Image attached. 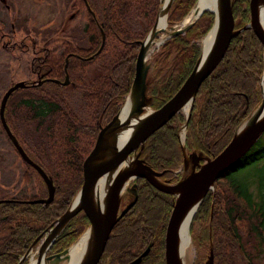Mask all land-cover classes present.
<instances>
[{"label": "trees", "instance_id": "1", "mask_svg": "<svg viewBox=\"0 0 264 264\" xmlns=\"http://www.w3.org/2000/svg\"><path fill=\"white\" fill-rule=\"evenodd\" d=\"M68 1L73 12L68 17L69 23L57 32L54 28L40 32L43 34V44H46L40 53L46 57L45 63L52 69L51 74L59 80L65 77L66 59L69 58L68 72L74 86L64 88L58 84H46L45 88L26 87L14 92L6 107V120L11 131L32 161L40 164L51 178L56 197L51 205L22 206L25 209L22 216L11 217L9 212V218L0 221V264H20L31 245L72 205L84 184L82 166L97 141V117L107 114L111 121L121 111L136 75L140 45L150 34L164 2L88 0L90 11L85 0ZM198 1L175 0L168 14L169 26L179 25L187 19ZM249 2L232 0L236 30L245 28L250 22ZM82 10L86 13L87 23L83 28L75 26L71 29V23ZM214 20V14L204 13L191 30L171 37L158 49L153 57L154 67L147 79L146 93L152 108H162L192 74L202 55L201 42L213 29ZM16 22L18 24L11 27L13 34L25 23V19H17ZM102 31L106 36V44L96 56L103 44ZM55 35H67V39L62 41L64 52L61 57L51 56V50L46 47ZM229 47L224 60L198 90L191 118L187 122L186 150L199 155L203 163L220 155L240 125L263 100L260 85L264 71V47L259 38L252 30H246L236 35ZM46 50L50 52L44 53ZM72 54L96 59L84 63ZM99 59L103 64L98 63ZM81 115L83 119L79 118ZM51 119H61L59 142L52 138L55 130L51 128L54 126L44 128ZM26 122L34 127L37 141H26L30 137L28 129L22 131ZM185 122V115H176L145 143L140 157L144 164L155 171L168 170L162 177L166 184L173 181L169 179L170 173L184 167L185 157L178 132ZM263 135L238 165L215 183V189L205 196L194 217L192 233L196 232L200 222L204 244H211L215 250V264H256V257L264 254V203L252 202L243 187L236 185L232 178L233 173L263 161ZM24 164L35 174L42 187L35 199L41 196L46 198L48 192L43 179L29 164ZM138 190V202L130 210L139 211L138 216L143 218L139 226L144 229L145 238L138 239V244L154 241L155 253H158L160 249L165 250L166 230L176 199L148 183ZM261 193L264 197V193ZM133 200L134 196L131 198ZM3 204L0 205V213L5 208ZM90 223L87 212L79 213L60 234L48 255L61 254L73 247L91 226ZM239 223H245L246 237L250 241L244 238ZM136 225L124 227L127 236L124 242H136V234L140 233ZM216 241L219 248H216ZM117 242L113 240L108 245L115 249L118 247ZM208 257L200 256L197 264H208Z\"/></svg>", "mask_w": 264, "mask_h": 264}, {"label": "water", "instance_id": "2", "mask_svg": "<svg viewBox=\"0 0 264 264\" xmlns=\"http://www.w3.org/2000/svg\"><path fill=\"white\" fill-rule=\"evenodd\" d=\"M175 0H171L169 5L170 12L171 6ZM201 0H199L200 2ZM198 2V4H199ZM250 14L251 19L248 25L245 28L236 30V19L233 14V4L232 0H219L220 9L216 13L210 10H204L199 15V17L189 24L186 28L172 33L168 38L165 37L161 44H164L166 41L170 40L173 36H178L187 33L192 29V26L202 18V15L206 12L212 13L215 15L214 27L218 22L220 29L217 35V40L214 44V49L209 55L205 63L202 64V57L194 67L192 74L185 80L184 85L177 91L173 98H171L164 106L160 109L152 110L151 104H149V99L147 98V88H148V75L150 71V66L148 65V49H147V39L154 34V38L160 36L161 33H166V30L157 32L158 22L160 20V12L157 16V21L153 26L150 34L147 36L145 41L140 45V52L137 57V64L135 68V78L133 80V85L131 87L129 96L127 97L124 106L121 111L115 115L109 124L103 127L98 135L93 150L89 156L85 159L83 164V186L78 192V195L72 201L70 208L62 215L61 218L56 220L52 227L48 229V234L45 236L47 239L48 235H51V232H54L53 241L49 244L47 249V254L52 248L53 244L60 237V234L67 228L68 224L76 217L84 208L90 215L91 227L84 233V236L87 232L91 235L90 248L88 249L85 259L81 264H98L102 258L103 253L106 250L107 242L110 239L111 233L115 228L118 220L126 215L137 203L138 194L137 190L133 191L130 189V184L135 182V180L143 179L147 180L151 186L155 189H158L166 195H172L175 197L176 201L173 207V212L170 216V221L167 227V234L165 238L166 242V263L167 264H181L179 263L178 258V228L181 222L182 216L190 210L191 207L196 206L197 210L193 216L198 213L200 210L201 204L203 203L205 196L215 189V183L230 172L234 167L238 165L243 157H245L249 151L259 142L258 140L264 134V92L262 88V83L264 80V71L262 74L261 88H262V102L259 107L250 114V116L244 120V122L237 129L236 134L233 139L230 141V144L221 152L220 155L216 158L209 159L205 161L204 164L200 165V157L194 155L189 159L186 155V149L183 147L184 155L186 156L184 161L185 170L188 171L190 162H192V170L188 176H185L177 184H166L161 181L160 177L162 173L155 171L153 168H150L148 165L144 164L140 158L142 151H144L145 143L162 128L167 125L171 120L175 118L177 114L185 110L186 105L191 104V108L187 115L186 124L183 126L186 130L188 126V120L191 117V111L194 106V101L196 95L199 92L198 90L215 70L216 67L224 60L226 52L229 50L233 39L236 35L246 32V30H252L254 34L259 38L261 44L264 47V28L260 20V0H250ZM197 4V5H198ZM162 9V6H161ZM91 11V10H90ZM167 25L169 26V17L167 18ZM172 28V27H171ZM214 29V28H213ZM212 29V31H213ZM211 31V32H212ZM210 32V33H211ZM209 33V34H210ZM208 34V35H209ZM207 35V36H208ZM206 36V38H207ZM205 38V39H206ZM106 36L102 31V46L97 53H100L105 45ZM264 56V54H263ZM68 58L66 59V81L62 84L67 86L69 84L70 75L68 74ZM54 83H60V81H54ZM27 87L26 82L15 83L9 90L4 94L2 98V103L0 106V121L4 132L7 133L8 138L13 142V145L17 152L20 154L22 160L29 164L35 169L37 173L40 174L44 183H46L48 188L49 198L47 200H40L36 202L37 204H51L55 197V186L52 183L51 178L44 172L41 166L32 161L28 153H26L18 142L17 138L14 136L13 131L6 120V107L9 102V98L18 90H24ZM134 102L133 115L136 116L138 120V127L134 131L131 138L127 140L121 147H119V139L115 135L120 131L121 126L118 125V121L121 118V113L124 108L127 106L129 101ZM250 122L246 127H243L244 124ZM132 159L133 166L124 168L115 178L114 183L110 189V194L107 200V206L105 211L101 210V204L98 201V196L96 192L97 180L104 174L113 171L116 167H119L124 161ZM200 166L199 170L198 167ZM133 179V180H131ZM129 191H133L135 194L134 202L129 204L125 210L121 209L122 199L125 196L123 193V188L125 184L129 182ZM136 188V184L133 186ZM127 191V192H129ZM10 202V201H8ZM7 203V201H1L0 204ZM194 220V219H193ZM84 236L82 238H84ZM79 239L76 243L82 240ZM41 238H38L32 245L31 249L21 258L20 264H23L26 260L29 259L33 253L34 247L40 241ZM43 240V241H44ZM42 241V242H43ZM75 243V244H76ZM42 244V243H41ZM74 247L69 248L61 254H55L53 256H47L46 258L49 261L54 259L59 260L62 256L73 249ZM149 249L139 257L138 260L131 264H139L144 257L149 254ZM210 255L208 257V264H215L214 250L210 249ZM31 262V260H30ZM30 262L28 264H30Z\"/></svg>", "mask_w": 264, "mask_h": 264}, {"label": "rangeland", "instance_id": "3", "mask_svg": "<svg viewBox=\"0 0 264 264\" xmlns=\"http://www.w3.org/2000/svg\"><path fill=\"white\" fill-rule=\"evenodd\" d=\"M69 2L70 1L68 0H0V106L4 94L9 90L10 87L13 86V84L24 81L26 82V81L36 80L35 75H33L32 73V67H33L32 61L33 58L36 56V53L42 51L41 48L45 47L44 45H46L43 44L44 43V41H42L43 34H41L40 32H43V29H53V28L57 32L60 31L62 28H64V26L67 23H69L68 17L71 14H73V12L70 11L71 3ZM7 5H11L12 7L10 9H7ZM189 16L191 17V15ZM190 17H188L187 19H189ZM17 19L19 20L25 19V23L21 27H18L17 33L13 34V32L11 31V27L13 26V24L17 23L16 22ZM185 21H183L179 25L172 26V28L167 25L166 27L167 32L161 33L160 36L157 37L158 41L161 42L163 37L168 38L175 31L180 30L182 28H186L189 24H185ZM86 23H87L86 13L85 11L82 10L81 14L77 16V18L74 19V21L71 23L70 28L73 29L75 28V26L83 28ZM3 33L12 36H2ZM50 39L51 42L49 43L47 42L49 46L46 47H48L53 53V54L51 53V56L61 57L64 52L62 41H65L67 39V35H64V37L55 35L54 38H50ZM3 45L9 49L5 48ZM202 45L203 43L201 42V47ZM160 47L158 46L154 47L153 53L147 59L148 65L150 66V71L154 67L153 57ZM99 54L100 53H97L96 56ZM37 55H39V53ZM40 55L43 56L41 53ZM92 59L95 60L96 57H91L86 61ZM68 62H69V58H68ZM98 63L103 64L100 63V59ZM258 107L259 106H257L254 110H256ZM152 110L155 109L152 108ZM183 115H186L185 111H183ZM82 117L83 116L81 115L79 118ZM60 120L61 119L54 121V119H51L44 126V128H46L47 126L50 128L54 126L53 128H51L52 130H55L54 137L52 138L55 139L57 142L60 141V135H58V133L61 130L59 129ZM23 126L24 127L22 131L26 132V129L30 131V134L28 135L30 137L26 138V141L27 140L30 142L37 141L35 135L36 131L34 130V127L31 126V123L26 122ZM183 126L184 125L181 126V130L179 132V134L182 133V135L184 131L182 129ZM261 141H262L261 144H264V135ZM23 162L24 161L22 160L20 154L15 149L13 143L10 142L7 133L4 132L2 122L0 121V200L1 201L8 198L29 200V199H35L36 197L39 196V191L42 188L41 184L38 182L35 174L33 175L31 171L24 164L25 162L24 163ZM232 178L236 185L243 187L246 194L250 196L252 202L255 201L257 203H264V197L261 193V191L264 193V159L262 162H259L256 165L243 168L242 171L233 173ZM225 221H227L226 218ZM144 226H148V224ZM239 227L242 229V233L244 234V238H245L247 236L246 235L247 228H245V223H239ZM190 239L192 241L191 243L192 256L190 262L191 264H197L198 258L200 256H204L205 258L209 256L210 253L209 247L211 246V244H204L205 240L200 222L196 226V232L192 233V230L190 231ZM246 239H248V237H246ZM248 241H250V238L248 239ZM128 243L129 240L125 242V244ZM256 243L258 244L259 241ZM249 246H251V244H249ZM216 248H219V246L217 245V241H216ZM262 248L264 249V246H262ZM256 249L259 251L258 248ZM33 253L30 256L31 260L33 257ZM47 256L49 255L47 254ZM255 262L256 264H264V254H262L261 257L260 256H258V258L256 257Z\"/></svg>", "mask_w": 264, "mask_h": 264}, {"label": "bare ground", "instance_id": "4", "mask_svg": "<svg viewBox=\"0 0 264 264\" xmlns=\"http://www.w3.org/2000/svg\"><path fill=\"white\" fill-rule=\"evenodd\" d=\"M171 0H165L162 9L160 11V20L158 22L157 26V32H161L163 30H166L167 28V22H168V17L167 13L169 10V5H170ZM260 7H259V13H260V20L261 24L263 25L264 28V0H260ZM220 9V4L219 0H201L198 4V6L193 10L191 17L185 21V24H192L199 15L202 13L204 10H210L214 11L216 13L219 12ZM220 26L219 23L217 22L215 24V27L213 31L207 36V38L204 40L202 48H203V61L202 64L205 63V61L208 59L209 55L212 53L214 47V44L217 40V35L219 32ZM154 34L151 35L147 40V49L148 51V58L151 56V54L154 51V47L160 45L161 42L158 41L157 38H154ZM262 88L264 92V80L262 83ZM191 108V104L186 105L185 107V113H188ZM133 109H134V102L129 101L127 103V106L124 108V110L121 113V118L118 121V125L121 126L120 131L115 135L116 138L119 139V147L122 146L127 140L131 138V135H133L134 131L137 129L138 125V118L133 115ZM250 122L244 124L243 127H246ZM133 166V161L132 159L124 161L123 164H121L119 167H116L113 169V171L104 173L97 181L96 184V192L98 196V201L101 204V210L104 212L105 208L107 206V200L108 196L110 194V189L114 183V178L124 170L126 167ZM133 180V179H131ZM131 181L127 182L125 184V187L123 188V193L129 191V183ZM197 208L196 206L191 207L190 210H188L180 219V225L178 228V258H179V263L181 264H191V256H192V251H191V239H190V228L191 224L193 222V216L196 212ZM54 232H51V235H48L47 239H45L42 244L39 246V250L33 253L32 260L30 264H81L84 259L85 255L88 252V249L90 248V240H91V235L89 232H87L84 236V238L79 241L77 244L74 245V248L71 249L70 251L66 252L61 259L56 260L54 259L53 261H49L47 257V249L49 244L53 241Z\"/></svg>", "mask_w": 264, "mask_h": 264}, {"label": "flooded vegetation", "instance_id": "5", "mask_svg": "<svg viewBox=\"0 0 264 264\" xmlns=\"http://www.w3.org/2000/svg\"><path fill=\"white\" fill-rule=\"evenodd\" d=\"M85 5L90 10V6H89L88 0H85ZM11 7H12L11 5H7V9H10ZM3 36H10V35L3 34ZM4 47L7 48L6 46H4ZM7 49H9V48H7ZM40 52L41 51L37 52V54L39 53V56L33 58V59H35V63L32 61L34 63L33 64L34 68L32 70V73H33V75H35L36 80H34V81H26V82H30V84L27 83V87H35V86L44 87L46 84H55V85L58 84L59 86H62L64 88H67L68 86H74V84L72 83V77L69 74L68 70H67V72L70 75L69 84L67 86H63L62 84L66 81V69H65V75H64L65 77L63 78V80H59L57 77L55 78L53 76V74H51L52 69H50V67L45 63V58L46 57L45 56H41ZM48 52H49V50H46L44 53H48ZM72 55H73V57H75V59H78L80 62H84V63L87 62L86 61L87 59L91 58V56H82L81 54H75V55L72 54ZM56 80L60 81V83H54V81H56ZM97 118L98 119L96 120V128H98L99 133H100L101 129L103 127H105L107 124H109L111 121H109V116L107 114H104L102 117H100V115H99ZM186 139H187V137H186ZM186 154L188 155L189 159H191V157L196 155V154H193L192 152H188V150H187ZM197 156H199V155H197ZM199 164L202 165L203 162L200 160ZM189 166L190 167H189L188 171L185 170V167H181V168L173 171L172 173H170V178L169 179L173 180V181L171 183H169V184L177 183L183 176H187L192 170V167H193L192 166V162H190ZM41 168H42V166H41ZM199 168H200V166L198 167V170H199ZM160 173L163 174L160 177V179L162 180V177L168 173V170L160 172ZM38 175H40V174L38 173ZM144 183L145 184L146 183L150 184L147 180H143V179L135 180V182H132L130 184V189L133 190V191L137 190V194H138L139 193L138 188H141V186L144 185ZM135 184H136V188L133 187ZM133 191H129L128 193H125V196L122 199V205H121V209L122 210H125L126 207L129 204L134 202V200L131 201L132 196H134V199H135V194H134ZM47 192H48V188H47ZM55 193H56V188H55ZM55 197H56V194H55ZM55 197H54V199H55ZM48 198H49V194H48V196L46 198L41 196L40 199H35V200H32V199L21 200V199H16V198H14V199H10V198L4 199L2 201H7V203L3 204V205H5L4 206L5 208L0 213V221L1 220L6 221L9 218L8 217L9 216V214H8L9 212L12 214L11 217L22 216L23 215V210H25V209L22 208V206L40 205V204H37L36 202H38L40 200H47ZM8 201H11V202H8ZM41 205H46V204H41ZM47 205H51V204H47ZM83 211L87 212V210L85 208L81 212H83ZM137 212H139V211H137ZM137 212L128 211L124 217H122L120 220H118V222H117V224H116L114 229H116V227H118V226L119 227L116 230V232H114V229H113V231L111 233V236H110V239L107 242L106 250L103 253L102 258H101V260L99 261L98 264H131V263L135 262L136 260H138L139 257L142 256V254L149 249V247H150L149 254L146 257H144L139 264H167L166 263L165 250L164 249H162V250L160 249L159 252H158L159 254L155 253L156 252V250H155V244L156 243L154 241H149L147 244H145V243L142 244V242H141V244L139 243L140 245L138 244V239L142 240V238H145V235H144V232H143L144 229L142 228V226H139V223L142 222L143 218L138 216ZM18 222H20V218H19ZM90 222H91V219H90ZM52 224H51L50 228L52 227ZM130 224L131 225L137 224L138 226L136 225V229L137 230L139 229L140 233L136 234V236H137L136 242L125 244L124 240L127 238V236L125 235V228L127 227V225H130ZM47 234H48V230L43 232L42 235L39 236V238H41V239L37 243L36 249H34L33 252H37L39 250L38 247L41 245V243L44 240V238H46L45 236ZM151 237H153V234H151ZM113 240H115V241L118 240V242H117L118 247L115 248V249H113V248L111 249L110 246L108 245V243L113 242ZM165 249H166V244H165ZM28 263H29V261H27V264Z\"/></svg>", "mask_w": 264, "mask_h": 264}]
</instances>
